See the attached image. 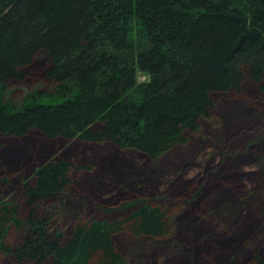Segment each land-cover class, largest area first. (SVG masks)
I'll return each mask as SVG.
<instances>
[{
    "label": "trees",
    "instance_id": "obj_1",
    "mask_svg": "<svg viewBox=\"0 0 264 264\" xmlns=\"http://www.w3.org/2000/svg\"><path fill=\"white\" fill-rule=\"evenodd\" d=\"M35 62L44 88L19 105L7 100ZM247 83L264 102V0H0V138L37 131L49 141L109 144L156 161L199 132L213 95H240ZM87 168L50 159L17 186L0 174V258L126 264L117 236L176 242L170 215L142 199L99 203L87 220L60 223L74 209L66 204L71 174ZM260 184L251 191L257 211L246 197L227 212L211 211L213 201L192 192L188 201L209 205L187 238L203 234L185 250L193 264H264V174Z\"/></svg>",
    "mask_w": 264,
    "mask_h": 264
},
{
    "label": "rangeland",
    "instance_id": "obj_2",
    "mask_svg": "<svg viewBox=\"0 0 264 264\" xmlns=\"http://www.w3.org/2000/svg\"><path fill=\"white\" fill-rule=\"evenodd\" d=\"M41 69V62L28 68V77L24 81L10 85L7 100L19 105L27 93L44 88ZM145 78L138 74V80ZM211 98L214 107L209 116L201 120L199 132L187 135V144L173 148L156 161L136 153L118 151L109 144L97 146L61 139L49 141L37 131H31L21 140L0 138V174L9 176V181L17 186L29 178L36 167L50 159H65L87 166L88 170L71 174L72 186L67 192L66 204L74 209L67 213V217L63 216L60 223L67 218L87 220L90 209L99 203L112 207L142 199L163 208L170 215L176 242L167 246L162 241L126 234L117 236L114 241L126 256V264H174L180 258L184 264H193L192 256L185 250L203 234L194 240L187 238L203 224L200 216L210 205L206 198L213 201L211 205L214 207H209L211 211L219 208L227 212L243 197L249 206L255 203L253 206L257 208L259 200L257 197L252 199L253 192L261 185L264 174V102L259 99L254 86L245 84L237 96L216 94ZM232 175L241 177L236 180L230 178ZM215 184L222 187L221 191L213 188ZM198 188L200 196H206L209 204L206 208L201 197L188 201ZM230 188L237 189L235 196V192L228 191ZM223 191L231 196L221 197ZM8 192L10 189H3V196L7 197ZM246 211L236 229L251 215V210ZM17 237L13 236L14 244ZM239 243L244 245L242 241ZM185 255L186 258H182ZM192 260L199 264L194 258ZM0 264L13 262L10 257H3Z\"/></svg>",
    "mask_w": 264,
    "mask_h": 264
}]
</instances>
